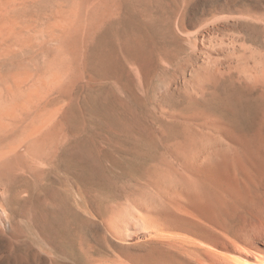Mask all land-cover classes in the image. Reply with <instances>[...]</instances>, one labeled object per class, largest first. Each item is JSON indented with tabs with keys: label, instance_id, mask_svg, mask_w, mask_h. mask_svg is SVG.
<instances>
[{
	"label": "bare ground",
	"instance_id": "6f19581e",
	"mask_svg": "<svg viewBox=\"0 0 264 264\" xmlns=\"http://www.w3.org/2000/svg\"><path fill=\"white\" fill-rule=\"evenodd\" d=\"M131 1L0 0V264L12 251L19 264H55L18 228L16 206L28 194L37 198V232L68 249L62 264H264V7L223 3L220 21L174 14L169 32L188 44L190 64L180 76L166 70L165 92L179 94L186 108L157 103L144 127L124 114L126 130L118 120L110 135L95 138L66 130L78 105L115 95L113 67L120 70L126 45L138 44L111 43ZM132 70L141 82L140 65ZM123 88L134 97L129 83ZM78 143L133 170L127 177L84 165L87 182L74 194L84 189L83 211L62 188L54 202L40 198L53 191L42 184L45 170Z\"/></svg>",
	"mask_w": 264,
	"mask_h": 264
},
{
	"label": "rangeland",
	"instance_id": "374dc122",
	"mask_svg": "<svg viewBox=\"0 0 264 264\" xmlns=\"http://www.w3.org/2000/svg\"><path fill=\"white\" fill-rule=\"evenodd\" d=\"M131 2H133L134 4L131 3L130 5V3H128L127 5H125L126 7H124L125 9L124 14L126 16H129V18L127 17L128 20L126 19V16L124 15V17L122 18L123 20H121L120 22L117 21L116 22L117 24L115 25L116 28L113 29V31H115L117 35L112 33L113 37H112L111 43L113 42V44L119 43L118 39H121V40H123V38L133 39V40L138 39V44L136 45L131 44L130 46L126 45L127 50L124 52V54L122 55L120 54V56H118V58L120 59L119 60L120 70L118 71L117 69H115V67H113L115 71H112V74L110 76L111 77L110 83H112L111 84L112 87L114 85L113 88L117 90H112V91L109 90V91H111L112 94L115 93L114 96H117L120 94L119 98H115L114 100V96L111 98L110 96L105 95L103 99L99 101L87 99V101L83 102L81 106L78 105V108H75V111L73 112L74 114L73 113L71 114L70 120L66 123V130H68L70 135H74V136L87 135V137L91 136L94 138L99 137L101 134L110 135V133H112L114 125L116 124L118 120L121 123V130L124 131V128L126 130V122H127L125 119H129V118L133 119L134 123L137 126H140L139 125L140 123L141 127H144L143 126V124L145 125L144 121L146 120L147 117L150 116V111H151L150 109L153 108V106L151 105H155L157 103H161L167 107L173 106L169 108L175 109L178 111H181V109H183L184 107L186 108L187 105L184 102V99L179 94L175 92H168V93L165 92V89L167 86L166 84L169 83L172 78V76L169 77L167 75L166 70L168 71L171 69H177V72H178L177 74L178 76H180L179 74L184 72V70L190 64L189 56L187 55L189 53L188 44L182 41V39L180 38V35H176L173 32L172 33L169 32V29H172V25H173L172 21H176V18H174V14L176 12L182 16V19L185 18L184 20L181 19L180 21H203L204 19H205L204 21H220L227 16L226 14H222L219 11V7L223 3H228V2L234 3V4L238 3L237 5H243V6L246 5L249 8L250 7L252 8L264 7L263 0H172V1L168 0V3H167V0H136V1L132 0ZM135 5L137 8L135 7ZM127 7L130 10L127 9ZM132 7H134L135 9ZM212 12L214 13L213 15H212ZM147 18H148V22L146 20ZM136 20H139V21L136 22ZM124 21L125 22L127 21V22L125 23ZM129 22L131 23L129 24ZM119 24L121 27L119 26ZM144 24L146 25L145 27H144ZM116 29H118L119 31ZM177 34L179 33L177 32ZM110 35L111 34H109L108 36ZM139 35L141 36V39ZM181 36L183 37L182 34ZM161 59H165L167 60V62L165 60L161 62ZM164 62H166V64H164ZM135 63H138L137 66L140 65V67L142 68L141 70L142 72L141 74H143L142 80H141L142 85H141V82L138 81L137 77H135L136 75L134 74L135 70H132L133 68H137ZM133 65L134 67L132 68ZM129 71H131L130 76H128L127 74ZM113 73L115 76L117 75L115 80H112L115 78ZM116 82L120 86H118ZM128 83H129L130 92L131 90L135 89L134 91L135 95L131 99H130L129 93L127 94L126 92L124 94L125 90L123 87ZM154 86L156 87L158 86V87L156 88ZM141 88H143L144 92L141 90ZM160 88H161V91H160ZM159 91H160V94H159ZM174 95H176V97H174ZM148 96H150L152 99L149 98ZM177 96H180V98L179 97L177 98ZM147 100H150V102ZM126 101L127 103H129L128 106H127ZM144 102H147V103H144ZM127 109L130 111V113L128 112ZM144 109L145 110L147 109L148 111L147 110L145 111ZM147 113H148V116H147ZM124 114H129L128 115L129 118L128 116ZM78 147L79 148H75V149L72 147H69L66 150H64L61 156V159L55 165H52L49 168H47V170H45V174L42 176V179H41L42 184L44 187L53 186L52 188L53 191H51V194H48V193L45 195L42 194L40 198L44 199V197L45 198L47 197V198H50L49 200L51 202H54V199H56L54 197L56 195H53L54 189L57 188L56 190H58L59 188L60 189L62 188L63 191H65V194L68 197V199H71L72 202L74 200L76 201V202L75 201L73 202V204L76 203V208L83 211L85 209L87 210V207L89 206V203L85 197L86 194L83 193L84 189H82L83 192L81 190L79 191L81 195L77 197L75 195L74 197V194H76L75 191L78 186L77 184L78 182H79V185L81 184V186L82 184L87 182L86 181V179H88L87 175H85L84 173L82 174V168L84 165H87L88 163H90L91 165L96 166L98 169H100L99 164L106 165L108 167L113 166L115 169L127 173V177H130L131 173L133 174V170L129 167L128 163H125L123 160L119 159L118 157H115L113 154L109 153L106 150L102 151L100 155L95 154V156H92L91 155L92 153L81 148L79 143H78ZM89 153H90V156H89ZM49 172L51 173L49 174ZM72 173H75V174H72ZM103 174L104 173L102 172L99 175V178L100 179L102 178V180H106L108 177H106ZM75 175H77L78 177H75ZM80 178L82 180H80ZM72 184L74 186L73 189L71 188ZM67 186L68 188H66ZM32 195L33 194H28V195L23 196L24 205L16 206L17 207L16 213H18V216H16V220L18 222L17 223L18 228L23 234V236H25V240L27 242L29 241L28 242L29 245L46 249L50 253L52 252L51 254L53 255V258L55 257L54 258L55 264L65 263L69 259L68 249L63 245V243L53 238L52 237L53 235L51 234V232H48V231L44 233L37 232L38 230H36L35 225H33L34 223H32L34 221L32 219H35L38 216V215H35V213L37 214V211H38L37 198L34 195L33 196ZM33 213L35 216H33ZM44 246H46V248ZM4 251L2 250L0 251L1 253L0 256L4 255ZM15 252L16 251H12L11 253V259H10L11 261L7 260L4 264H19L18 262H16Z\"/></svg>",
	"mask_w": 264,
	"mask_h": 264
}]
</instances>
